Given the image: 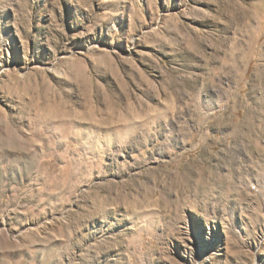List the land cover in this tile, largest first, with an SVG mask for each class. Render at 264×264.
I'll return each mask as SVG.
<instances>
[{
  "label": "rangeland",
  "instance_id": "1",
  "mask_svg": "<svg viewBox=\"0 0 264 264\" xmlns=\"http://www.w3.org/2000/svg\"><path fill=\"white\" fill-rule=\"evenodd\" d=\"M0 264H264V0H0Z\"/></svg>",
  "mask_w": 264,
  "mask_h": 264
}]
</instances>
